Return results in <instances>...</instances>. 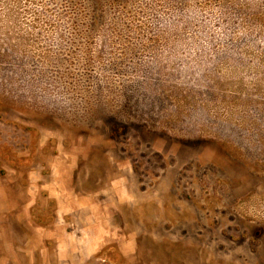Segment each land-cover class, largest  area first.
<instances>
[{"label":"rangeland","instance_id":"obj_1","mask_svg":"<svg viewBox=\"0 0 264 264\" xmlns=\"http://www.w3.org/2000/svg\"><path fill=\"white\" fill-rule=\"evenodd\" d=\"M0 264H264V0H0Z\"/></svg>","mask_w":264,"mask_h":264}]
</instances>
